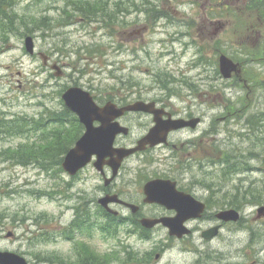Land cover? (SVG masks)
<instances>
[{
  "label": "rangeland",
  "instance_id": "rangeland-1",
  "mask_svg": "<svg viewBox=\"0 0 264 264\" xmlns=\"http://www.w3.org/2000/svg\"><path fill=\"white\" fill-rule=\"evenodd\" d=\"M7 4H12L5 13L7 18L0 17V120L14 119L35 131L0 137V218L60 217L62 191L71 180L62 168L65 155L60 164L51 152L39 154L35 158L38 163L10 156L47 135L50 139L44 146L50 149L58 142L54 134L72 133L68 123L60 127L53 121L56 113L69 112L62 93L72 86L89 91L99 103L126 102L122 98L160 99L178 113H191L197 107L198 115L206 114V121L235 120L228 132L232 138L223 144L228 165L220 162L222 167L212 163L190 168L186 162L179 167L182 173L175 172L172 178L180 179L200 196L216 192L221 198L228 192L232 197L242 190L243 200L264 201V128L245 123L255 114L264 115V66L245 68V76L258 82L254 95L248 98L238 86L239 93H228L230 103L216 90L207 96L210 103L204 104L205 85L213 83L204 82L208 66L194 60L191 44L194 14L197 11L203 18L204 0H7ZM240 24L231 36L232 43L245 41ZM28 37L34 40L35 55L27 51ZM263 44L264 32L249 48L260 60H264ZM212 47L214 54L219 50L233 54L230 44ZM40 55L51 57L48 67ZM54 63L63 70L59 78L51 69ZM211 69L213 77L214 62ZM193 88L200 99L191 97ZM125 121L133 129L127 140L132 144L145 134L151 118L129 114ZM170 163L165 161L160 168L168 170ZM86 169L84 174H91L94 168Z\"/></svg>",
  "mask_w": 264,
  "mask_h": 264
},
{
  "label": "flooded vegetation",
  "instance_id": "flooded-vegetation-1",
  "mask_svg": "<svg viewBox=\"0 0 264 264\" xmlns=\"http://www.w3.org/2000/svg\"><path fill=\"white\" fill-rule=\"evenodd\" d=\"M204 1V16L201 18L196 11L191 28L194 60L208 66L204 82L213 83L205 85L204 104L210 103L207 96L211 92L218 90L220 96L228 99L229 92L239 93L238 86L249 98L257 90L258 82L245 76V68L264 66V60L255 58L249 49L251 42L259 40L264 32V0ZM239 24L244 29L245 41L232 43L231 36ZM229 44L233 54L222 50L214 54L211 49L212 45ZM223 58L239 67L230 79L222 76ZM213 62L216 75L212 77ZM192 90L191 97L197 95L200 99L197 89ZM122 100L126 102H115L119 106L135 103L131 98ZM139 101L155 103L164 121H190L196 117L201 121L197 127L169 133L162 144L148 146L144 152L125 160L115 176L109 167L102 171L93 169L91 174H84L88 169L82 170L62 191L60 217L0 218V252L17 254L28 264H264V215L258 212L264 202L243 200L242 190L232 197H228V192L221 198L216 197L221 196L216 192L200 196L192 192L194 188L172 178L175 172L182 173L179 167L186 162L190 168L210 166L212 162L221 167L227 165L223 144L231 140L228 132L235 120L224 117L222 121H206V114L198 115L197 107L191 113H178L165 100ZM129 114L120 123L130 133L117 137V148L137 144L155 127L154 117L145 114L151 118L145 134L128 144L133 133L125 121ZM259 117L255 114L245 123L253 127ZM204 126L207 128L203 129ZM165 161L171 162L168 170L160 168ZM153 180L175 182L179 192L191 195L195 201H149L145 186ZM80 181L82 184L78 185L76 182ZM228 211L231 214L224 217L223 213Z\"/></svg>",
  "mask_w": 264,
  "mask_h": 264
},
{
  "label": "water",
  "instance_id": "water-1",
  "mask_svg": "<svg viewBox=\"0 0 264 264\" xmlns=\"http://www.w3.org/2000/svg\"><path fill=\"white\" fill-rule=\"evenodd\" d=\"M27 51L33 55L35 52L34 40L32 37L26 39ZM44 64L47 65V56L42 55ZM54 69L61 71L58 67ZM223 75L228 78L232 71L236 70V65L227 58H223L221 62ZM63 100L66 106L75 114L78 115L81 123L86 128L85 135L78 141L76 147L73 148L66 156L63 167L66 172L71 175H76L81 169L88 165L93 156L98 157L95 163L98 169H102L105 165L111 166L115 172L121 167L124 159L133 155L138 151H143L146 145L152 147L166 140V136L170 131L185 128L187 126L195 127L200 119L193 121H168L163 122L161 111L155 109V104H146L143 102L129 105L123 108H118L113 103H108L104 107H100L95 101L90 92L85 91L80 87H72L65 92ZM126 112H145L155 115L157 126L151 130L150 134L139 142V146L134 149H115L114 142L117 135L121 133L128 134V129H125L115 122L116 119L122 117ZM100 122L101 127L96 128L95 122ZM110 160L107 162V159ZM167 181H154L147 186V194L152 200H173L175 195V186H170ZM261 212L264 209L260 210ZM0 264H26V262L11 253L0 252Z\"/></svg>",
  "mask_w": 264,
  "mask_h": 264
},
{
  "label": "trees",
  "instance_id": "trees-1",
  "mask_svg": "<svg viewBox=\"0 0 264 264\" xmlns=\"http://www.w3.org/2000/svg\"><path fill=\"white\" fill-rule=\"evenodd\" d=\"M12 6V4L8 5L7 0H0V17L1 15H4L2 17H6L5 13L9 10V8ZM162 81V80H161ZM164 82V81H162ZM187 82H185L186 85ZM188 85V83H187ZM55 118H53V121L56 124H60V127L64 126L66 123L69 124V128H71L72 133H67V131H62L61 134H54L58 135L56 138L58 142H55L54 145L49 149L47 146H44L42 148L38 147L36 144H31V147L24 148L19 147L15 152H13L10 156L11 159L19 158L21 160L25 159H35L38 158V155L40 154H48L52 153V159L58 160L59 164L61 163L62 157L69 151V149L76 143V141L79 139L83 132V126L78 124V119L70 114L69 112L66 113H56ZM27 124L20 123L17 124L14 119H7L2 118L0 120V137H19L24 136L26 133L29 132L30 129H28L29 126H26ZM35 131V130H32ZM50 138L47 135L44 139H42L40 142L41 144L48 141ZM36 163L39 161L35 159ZM249 194V193H248Z\"/></svg>",
  "mask_w": 264,
  "mask_h": 264
}]
</instances>
